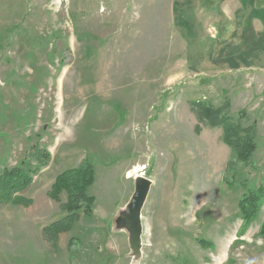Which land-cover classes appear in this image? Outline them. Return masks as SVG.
I'll return each instance as SVG.
<instances>
[{
    "label": "rangeland",
    "instance_id": "rangeland-1",
    "mask_svg": "<svg viewBox=\"0 0 264 264\" xmlns=\"http://www.w3.org/2000/svg\"><path fill=\"white\" fill-rule=\"evenodd\" d=\"M43 152L30 202L0 206V264H264V0H0V171ZM85 164L90 214L44 231Z\"/></svg>",
    "mask_w": 264,
    "mask_h": 264
},
{
    "label": "trees",
    "instance_id": "trees-1",
    "mask_svg": "<svg viewBox=\"0 0 264 264\" xmlns=\"http://www.w3.org/2000/svg\"><path fill=\"white\" fill-rule=\"evenodd\" d=\"M199 108L201 111L203 110L204 119L209 120L210 124L220 126L223 129V141L234 151L237 160L247 162L254 150V144L250 136H240L239 128L230 124V120L220 115L217 110L212 111L208 107L203 108L202 105ZM32 155L37 157V153ZM37 160V167H32V164L28 162L24 168L3 169L0 171V206L25 205L30 202L20 196V193L30 185L33 174L47 164L49 155L43 152ZM92 182L93 172L88 164L64 171L55 178L49 195L56 200L61 192L66 194V203L62 205L63 210L66 211V216L52 223L44 231L63 232L77 219L78 212L82 211L81 213L90 214L92 197L88 196L87 189L92 185ZM256 200L251 195L241 201V213L244 222L249 221L252 217Z\"/></svg>",
    "mask_w": 264,
    "mask_h": 264
},
{
    "label": "water",
    "instance_id": "water-1",
    "mask_svg": "<svg viewBox=\"0 0 264 264\" xmlns=\"http://www.w3.org/2000/svg\"><path fill=\"white\" fill-rule=\"evenodd\" d=\"M149 183L146 180L141 179L137 183L136 194L134 195V199L129 206L130 211L137 209L143 202L145 193L148 189Z\"/></svg>",
    "mask_w": 264,
    "mask_h": 264
}]
</instances>
